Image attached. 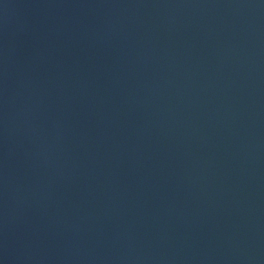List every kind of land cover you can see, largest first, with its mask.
Segmentation results:
<instances>
[{"label": "water", "instance_id": "95a60500", "mask_svg": "<svg viewBox=\"0 0 264 264\" xmlns=\"http://www.w3.org/2000/svg\"><path fill=\"white\" fill-rule=\"evenodd\" d=\"M0 264H264V0H0Z\"/></svg>", "mask_w": 264, "mask_h": 264}]
</instances>
